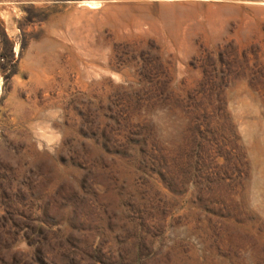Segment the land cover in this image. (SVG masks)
<instances>
[{
    "label": "rangeland",
    "instance_id": "rangeland-1",
    "mask_svg": "<svg viewBox=\"0 0 264 264\" xmlns=\"http://www.w3.org/2000/svg\"><path fill=\"white\" fill-rule=\"evenodd\" d=\"M0 264H264V0H0Z\"/></svg>",
    "mask_w": 264,
    "mask_h": 264
},
{
    "label": "bare ground",
    "instance_id": "bare-ground-1",
    "mask_svg": "<svg viewBox=\"0 0 264 264\" xmlns=\"http://www.w3.org/2000/svg\"><path fill=\"white\" fill-rule=\"evenodd\" d=\"M97 4L98 3L94 2V1H85V5L88 6V7H96Z\"/></svg>",
    "mask_w": 264,
    "mask_h": 264
}]
</instances>
